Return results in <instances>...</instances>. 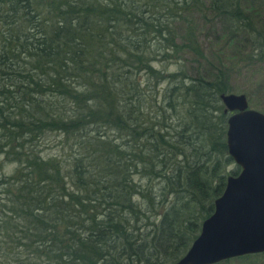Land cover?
Returning <instances> with one entry per match:
<instances>
[{"label":"trees","instance_id":"trees-1","mask_svg":"<svg viewBox=\"0 0 264 264\" xmlns=\"http://www.w3.org/2000/svg\"><path fill=\"white\" fill-rule=\"evenodd\" d=\"M250 2L0 0V264H176L238 173L231 87L154 65L202 57V11L261 60Z\"/></svg>","mask_w":264,"mask_h":264},{"label":"water","instance_id":"water-1","mask_svg":"<svg viewBox=\"0 0 264 264\" xmlns=\"http://www.w3.org/2000/svg\"><path fill=\"white\" fill-rule=\"evenodd\" d=\"M226 119L227 156L239 169L227 176L212 213L176 264H217L264 253V114L243 94L218 96Z\"/></svg>","mask_w":264,"mask_h":264},{"label":"rangeland","instance_id":"rangeland-1","mask_svg":"<svg viewBox=\"0 0 264 264\" xmlns=\"http://www.w3.org/2000/svg\"><path fill=\"white\" fill-rule=\"evenodd\" d=\"M203 1V0H201ZM250 8H246L253 15L256 21L254 26L264 33V0H251L247 3ZM203 13V11H202ZM202 13H192L189 15L194 28V36L201 58L192 54L184 53L179 55V59L169 61L162 65H154L168 73H177L181 71L185 77L193 78L195 76H205L204 74H214L221 70L227 74L228 84L231 87L232 94H243L246 98L247 107L264 114V57L256 60L257 52L252 51V59L246 57L250 53V48L241 38L228 39L226 34L227 24L217 20L212 15L206 14L203 18ZM174 28L179 30L183 24H173ZM239 35V34H237ZM143 79V77H141ZM164 83H162L163 86ZM223 107V106H222ZM49 142L45 144L46 150L54 152L56 155H65L61 153V145L54 146L59 142L58 138L50 135ZM236 166L231 163L226 171L234 169ZM239 171V169H238ZM226 264H264V254L258 260L252 259H231Z\"/></svg>","mask_w":264,"mask_h":264}]
</instances>
